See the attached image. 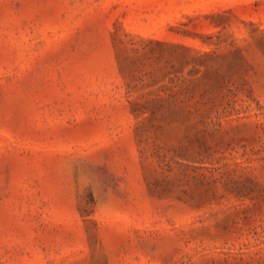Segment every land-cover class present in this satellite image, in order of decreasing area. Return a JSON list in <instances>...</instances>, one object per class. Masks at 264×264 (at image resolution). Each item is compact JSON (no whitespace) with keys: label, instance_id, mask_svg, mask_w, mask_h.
I'll use <instances>...</instances> for the list:
<instances>
[{"label":"rangeland","instance_id":"rangeland-1","mask_svg":"<svg viewBox=\"0 0 264 264\" xmlns=\"http://www.w3.org/2000/svg\"><path fill=\"white\" fill-rule=\"evenodd\" d=\"M0 264H264V0H0Z\"/></svg>","mask_w":264,"mask_h":264}]
</instances>
